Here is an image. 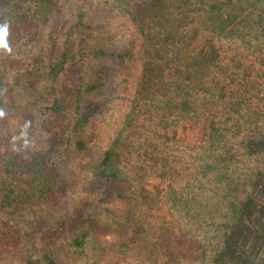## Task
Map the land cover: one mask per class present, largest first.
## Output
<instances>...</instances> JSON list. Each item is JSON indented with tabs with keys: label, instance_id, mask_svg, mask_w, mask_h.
Masks as SVG:
<instances>
[{
	"label": "trees",
	"instance_id": "trees-1",
	"mask_svg": "<svg viewBox=\"0 0 264 264\" xmlns=\"http://www.w3.org/2000/svg\"><path fill=\"white\" fill-rule=\"evenodd\" d=\"M111 1L134 26L138 45L112 49L114 26L95 18L89 0H74L62 37L45 50L19 56L17 44L28 33L37 35L34 29L60 0H0V24L8 26L6 47L0 46V121L27 95L49 132L44 147L30 142L0 150L2 241L12 246L32 240V229L19 227L16 216L65 192V161L89 158L86 171L103 190L88 199V211L77 212L68 235L49 230L46 242L32 245L17 264L98 262V248L105 247L96 226L104 220L114 228L115 242L131 250L149 234L143 215L156 203L146 179L175 172L167 149L156 141L193 120L204 124L196 188L203 192L206 182L215 184L228 211L220 248L205 264H264V169L240 166L244 156L264 155V130L243 134L247 119L258 113H251L242 90L227 89L216 74L221 64L216 40L254 25L255 19L261 27L264 0ZM136 62L140 71L128 110L92 161L98 117L110 107L112 65ZM132 180L137 187L129 192L125 186ZM198 197L182 199L190 203Z\"/></svg>",
	"mask_w": 264,
	"mask_h": 264
},
{
	"label": "rangeland",
	"instance_id": "rangeland-1",
	"mask_svg": "<svg viewBox=\"0 0 264 264\" xmlns=\"http://www.w3.org/2000/svg\"><path fill=\"white\" fill-rule=\"evenodd\" d=\"M58 3L48 20L34 29L37 35L28 33L17 44L19 56L45 50L62 37L72 20L75 3L74 0H60ZM89 3L95 9L97 20L109 23L116 29L111 39L112 49L132 42L133 45L139 44L134 26L120 11L114 9L111 0H89ZM254 22L252 26L219 36L216 40L221 52L217 76L226 81L227 89L242 90L250 99L248 104L251 113H258L247 119L243 134L251 132L248 129L261 127L264 130V19L261 27L258 19ZM111 70L108 86L110 107L98 117L100 129L94 139L92 161L100 157V152L122 123L128 110V99L133 95L140 63H133L130 67L114 63ZM27 98V95L19 97L18 107L11 108L7 117L0 121V150L17 143L33 142L40 147L45 146L48 126L42 122L37 107ZM222 109L223 105L220 106ZM169 135V138H158L156 142L167 149L175 172L164 178L151 175L145 181L146 188L156 196L153 208L146 207L143 215L149 224V234L131 250H125L115 242L116 233L110 223L99 221L96 235L105 248H98L102 258L96 263L92 260L90 264H205L210 263L219 250L220 235L228 213L227 205L220 198L215 184L206 182V189L198 192L196 187L199 184L195 180L196 171L202 162L200 145L203 143L204 124L193 120L184 121L171 128ZM242 159L240 166L245 169H264V155L244 156ZM88 161H65L62 165L65 192L60 197L30 207L20 217L16 216V224L30 227L34 238H26L10 246L0 236V264L20 262L32 245L41 246L46 242L45 234L49 230L61 231L63 236L71 232V221L77 212L88 211V199L98 196L103 190L86 171L85 164ZM135 187L137 183L133 180L125 186L129 192ZM192 193L199 196L197 200L187 203L182 199ZM31 211L38 214L29 219L27 216ZM1 217L0 212V229L4 226L1 225Z\"/></svg>",
	"mask_w": 264,
	"mask_h": 264
},
{
	"label": "clouds",
	"instance_id": "clouds-1",
	"mask_svg": "<svg viewBox=\"0 0 264 264\" xmlns=\"http://www.w3.org/2000/svg\"><path fill=\"white\" fill-rule=\"evenodd\" d=\"M8 32V26L7 24H0V39H2V43H0V46H5L4 38L7 35Z\"/></svg>",
	"mask_w": 264,
	"mask_h": 264
},
{
	"label": "snow or ice",
	"instance_id": "snow-or-ice-1",
	"mask_svg": "<svg viewBox=\"0 0 264 264\" xmlns=\"http://www.w3.org/2000/svg\"><path fill=\"white\" fill-rule=\"evenodd\" d=\"M0 43H2V39H0Z\"/></svg>",
	"mask_w": 264,
	"mask_h": 264
}]
</instances>
